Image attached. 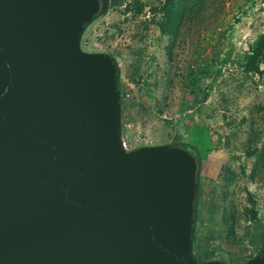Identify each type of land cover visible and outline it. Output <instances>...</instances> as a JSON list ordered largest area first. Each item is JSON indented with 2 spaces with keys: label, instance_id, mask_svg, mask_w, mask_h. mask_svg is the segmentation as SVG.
Listing matches in <instances>:
<instances>
[{
  "label": "water",
  "instance_id": "1",
  "mask_svg": "<svg viewBox=\"0 0 264 264\" xmlns=\"http://www.w3.org/2000/svg\"><path fill=\"white\" fill-rule=\"evenodd\" d=\"M105 6L0 0V264H225L192 253L194 159L121 147L115 63L79 44Z\"/></svg>",
  "mask_w": 264,
  "mask_h": 264
},
{
  "label": "rangeland",
  "instance_id": "2",
  "mask_svg": "<svg viewBox=\"0 0 264 264\" xmlns=\"http://www.w3.org/2000/svg\"><path fill=\"white\" fill-rule=\"evenodd\" d=\"M164 2L106 0L81 49L117 66L127 150L196 149L197 262L243 264L264 241V58L260 74L241 67L264 37V0H186L172 39L157 27Z\"/></svg>",
  "mask_w": 264,
  "mask_h": 264
},
{
  "label": "trees",
  "instance_id": "3",
  "mask_svg": "<svg viewBox=\"0 0 264 264\" xmlns=\"http://www.w3.org/2000/svg\"><path fill=\"white\" fill-rule=\"evenodd\" d=\"M112 3H117L120 0H111ZM187 12L186 0H165L161 8V20L157 23L159 32L169 39L175 38L178 33L179 27L185 17ZM262 58H264V37H259L258 41L255 42L251 47L249 54L245 56L241 62V67L245 72L251 73H261L260 64L262 63ZM114 62V60H113ZM115 63V62H114ZM116 74L118 77V69L115 64ZM117 88L119 89L118 80ZM170 146H175L186 151L195 161L196 168L198 169L199 157L196 149L189 144H170ZM197 171V170H196ZM196 175V174H195ZM195 207V201L193 208ZM252 219L256 217L255 212L252 211ZM255 214V215H254ZM258 254L264 255V241L259 246Z\"/></svg>",
  "mask_w": 264,
  "mask_h": 264
},
{
  "label": "built area",
  "instance_id": "4",
  "mask_svg": "<svg viewBox=\"0 0 264 264\" xmlns=\"http://www.w3.org/2000/svg\"><path fill=\"white\" fill-rule=\"evenodd\" d=\"M79 44H80V48H82V45L84 44V40H83V38L81 37L80 38V42H79ZM82 50V49H81ZM83 51V50H82ZM120 137H121V133H120ZM121 147H122V149L124 150V151H128L127 150V148H126V146H125V142L123 141V138L121 137Z\"/></svg>",
  "mask_w": 264,
  "mask_h": 264
}]
</instances>
